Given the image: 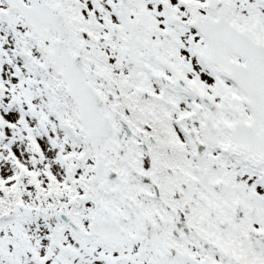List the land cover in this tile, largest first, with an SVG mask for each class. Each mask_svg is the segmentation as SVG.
<instances>
[{"label":"snow or ice","instance_id":"6c2138e0","mask_svg":"<svg viewBox=\"0 0 264 264\" xmlns=\"http://www.w3.org/2000/svg\"><path fill=\"white\" fill-rule=\"evenodd\" d=\"M0 264H264V0H0Z\"/></svg>","mask_w":264,"mask_h":264}]
</instances>
